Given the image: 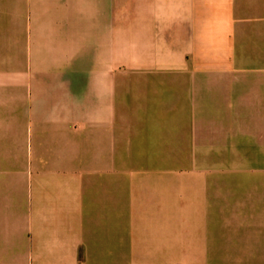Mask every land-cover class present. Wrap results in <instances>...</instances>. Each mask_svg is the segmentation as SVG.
Masks as SVG:
<instances>
[{
	"label": "crops",
	"instance_id": "1",
	"mask_svg": "<svg viewBox=\"0 0 264 264\" xmlns=\"http://www.w3.org/2000/svg\"><path fill=\"white\" fill-rule=\"evenodd\" d=\"M1 8L0 264H264V0Z\"/></svg>",
	"mask_w": 264,
	"mask_h": 264
},
{
	"label": "rangeland",
	"instance_id": "2",
	"mask_svg": "<svg viewBox=\"0 0 264 264\" xmlns=\"http://www.w3.org/2000/svg\"><path fill=\"white\" fill-rule=\"evenodd\" d=\"M1 1H4L5 3H9V0H1ZM7 19H8L7 11L2 10L1 8L0 20L4 22V21H7ZM11 61H13V59H9L8 57H1L0 58V68L3 70H9L10 68L14 66ZM15 66L17 68H22L24 66V60L20 58L18 63Z\"/></svg>",
	"mask_w": 264,
	"mask_h": 264
}]
</instances>
